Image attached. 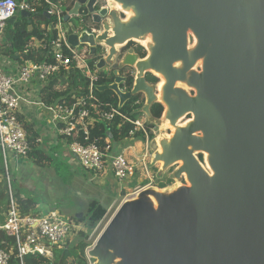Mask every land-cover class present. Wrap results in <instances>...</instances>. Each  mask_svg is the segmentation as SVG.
<instances>
[{
	"label": "water",
	"instance_id": "obj_1",
	"mask_svg": "<svg viewBox=\"0 0 264 264\" xmlns=\"http://www.w3.org/2000/svg\"><path fill=\"white\" fill-rule=\"evenodd\" d=\"M68 1V44L114 76L96 90L113 92L119 108L141 95L149 122L152 105L162 106L160 121L174 131L152 143V163L161 164L158 177L179 163L171 177L184 181L125 199L86 256L93 264H264V0H112L120 12L106 0ZM42 15L51 20L47 8ZM19 17L30 14L17 10L8 24ZM147 37L143 58L122 52ZM123 68L135 71L125 93ZM154 73L164 79L159 98Z\"/></svg>",
	"mask_w": 264,
	"mask_h": 264
},
{
	"label": "built area",
	"instance_id": "obj_2",
	"mask_svg": "<svg viewBox=\"0 0 264 264\" xmlns=\"http://www.w3.org/2000/svg\"><path fill=\"white\" fill-rule=\"evenodd\" d=\"M42 1L51 19L55 20V24L45 28L43 38L37 39V48H40L52 61L26 60L25 64L13 74L3 72L0 67V151L3 160V174L0 175V179L7 187L8 195L6 222L0 229H4L15 238L16 257L20 264H23V257L28 254L36 253L51 258L50 247L47 243H50L51 247L60 248L70 240L71 236L84 229L83 224L67 222L58 218L54 213H50L48 216L21 217L19 215L13 200L14 165L20 160L27 159L29 153L27 135L18 119L22 110L26 107L43 109L51 116V123L61 137L66 141L75 140L67 143L68 148L70 153L77 157L84 170L98 174H104L110 170L118 182L133 177L137 166L130 162L124 153L113 154L109 140H106L107 145L100 149L95 144L83 145L76 139L81 136L84 141L88 140V131L94 123V116L103 122H109L115 116H119L134 125L136 129L140 127L139 130H142L147 137L144 127L138 120L132 121L118 109L111 107L104 112L95 110L96 107L92 102L97 101L93 93L97 87L96 66L94 65L93 68L90 66L87 50L74 48L68 44L65 27L62 23L65 5L58 0ZM103 8L109 9L110 7L105 2L100 6V9ZM17 10L26 11L29 14L34 11L27 0H0V35L4 32L8 20L14 16ZM93 32L98 33L95 30ZM139 47L145 53V47L141 45ZM105 50L107 54V48ZM71 69L78 70L81 74L84 70L87 71L84 77L88 80L89 87L85 97H72L52 106H46L30 99L28 88L32 80L43 84L61 72L69 73ZM119 88L123 93L130 91L125 86L122 88L119 86ZM144 102V99L143 101L137 100L133 107L140 110ZM88 103L91 104L88 105ZM88 250L90 248L85 250L87 264H93L92 259L86 256ZM9 259L10 254L0 250V264H9Z\"/></svg>",
	"mask_w": 264,
	"mask_h": 264
},
{
	"label": "trees",
	"instance_id": "obj_3",
	"mask_svg": "<svg viewBox=\"0 0 264 264\" xmlns=\"http://www.w3.org/2000/svg\"><path fill=\"white\" fill-rule=\"evenodd\" d=\"M64 2V0H61ZM30 6L34 9L33 13L30 14L29 18L19 17L12 26L11 29V38H10V47L11 50L18 52V55L21 56L22 62L24 63L25 59L36 62H50V58H47L45 53L40 50L38 56L33 51L30 41L32 38L42 39L45 29L42 26L54 25L55 20H47L42 12L45 8V4L42 0H27ZM9 27V25H7ZM28 26H32V30L28 31ZM54 35V33H52ZM133 43L128 44L126 48L122 51L128 49ZM138 52L140 57H144L145 53L141 47H138ZM90 66L95 65V59L89 57ZM114 80V76L110 72H99L97 71V81L96 85L111 84ZM147 82L151 84H156L157 79L148 74L146 78ZM133 84V77L129 74L126 75V80L124 83L120 84V87H126L127 90H131ZM89 87L88 80L75 69H71L69 73L61 72L56 76L50 78L46 81L43 86L38 91V99L46 106H52L56 103H61L64 100H69L72 97L80 98L87 95ZM94 96L97 101L92 104L96 107L95 110L99 111H108L111 107L118 109L122 114L129 117L132 121L138 120L140 117L139 109L133 107V104L137 100H142V96L138 95L133 97L131 101L127 102L121 108L118 107V98L116 95L107 90L104 92H99L94 89ZM91 103H88L90 105ZM91 111L92 108H90ZM163 108L160 104H153L150 109V114L154 119H160L162 115ZM94 116V114H92ZM93 125L89 128L88 131V140L84 141L81 136L76 140L83 145L95 144L100 149H103L110 137L109 143L111 144V152L114 144H119L124 141L130 143L140 142L144 143L147 137L152 139V134L150 133L151 129L154 127L152 124H145L144 129L147 134L142 130H137L134 125L128 123L123 118L115 116L109 122H103L98 117H95ZM21 126L25 130L27 139L29 142V153L28 158L32 161L37 167H47L50 166L53 162L52 158L40 149V145L37 141L38 133L35 131L32 123H26L23 117H18ZM63 138V137H61ZM75 141L74 139L67 140V143ZM136 169V175L138 174ZM3 174V160L0 151V175ZM170 184L172 181L167 179L166 181ZM148 180H143L141 187L148 185ZM156 186L160 189L165 188L166 186L163 183L156 182ZM13 188V200L18 209L19 215L21 217L25 216H38L40 211L38 208V202L28 196H22L21 190L15 185V181L12 182ZM0 202L1 207L4 210V214L7 217V206H8V195L7 187L4 184L3 180L0 179ZM86 217H80L76 219H70V222L76 224H83L84 229L77 233L78 241L77 243L71 244V241H68L63 246L50 247L51 258L42 256L40 254H28L23 257V264H87L85 257V250L90 246L88 237L90 232L101 222L107 211L104 209L98 202L90 203L87 211ZM6 222V221H5ZM4 225V224H3ZM0 250L5 251L10 254L9 264H20L19 259L16 257L17 248L15 238L9 235L4 229H0Z\"/></svg>",
	"mask_w": 264,
	"mask_h": 264
},
{
	"label": "rangeland",
	"instance_id": "obj_4",
	"mask_svg": "<svg viewBox=\"0 0 264 264\" xmlns=\"http://www.w3.org/2000/svg\"><path fill=\"white\" fill-rule=\"evenodd\" d=\"M91 20L89 19L87 23H90ZM66 27V25H65ZM133 44H137L136 42H133ZM140 45V44H139ZM80 49V48H79ZM120 48H118L119 50ZM102 52V51H100ZM196 68H199V66H196ZM87 74V71L84 70L82 75L85 76ZM144 115H140L138 118V122L144 127L145 124H152L154 127L151 129L150 133L152 134V139H146L144 143H141L139 145V148L135 150L132 155L129 157L133 162L135 166H137L138 174L136 175V169H135V174L133 177L125 180V181H131L134 182V185H137L139 188H133L129 192H124L123 195L121 196L120 204L128 198H133L132 194H135L137 191L144 187H153L160 189L156 186V182L158 183H163L165 188H162L161 191H171L174 189L173 185L176 183L178 185H183L184 181L183 180H173L171 175L172 172L178 167L180 164H175L168 170H166L162 176L158 177V172L160 171V166L161 164L157 163L154 164L152 163V157L153 154L155 153V150L152 148V143L159 140L160 138H167L168 135H170L169 130H165L162 127V123L160 119H157L155 121H148L147 119L143 118ZM51 119L50 117H48ZM189 119V118H186ZM48 119H43L41 126L46 129L47 132H51V127L50 124L48 123ZM139 130L140 127H137ZM140 143V142H136ZM49 156L52 158L53 162L50 166L47 167H39V171L42 170V172H45L48 176H52L55 179V196H56V201H51L49 202L50 198L47 194L44 192H39L38 190L35 191V194L33 196L38 197L37 200L42 199L44 200L45 206L48 208L50 207V204L55 205L56 203L60 209H67L68 214H59L57 217L62 219V220H67L68 215L74 216V219L80 218V217H86L87 216V211H88V197L90 196L91 193L96 194L97 196L101 197L103 199V204L104 205H109V198L111 193L107 191L106 189L100 190L99 187H97L96 182L92 181L93 174L87 173V171H83L82 169H78L75 166L71 165L70 162L73 163L75 161V158L69 151V155H66L64 152H62V149H57L56 154L53 153V150L47 152ZM125 156L127 157V151L124 152ZM197 158L200 161L204 160V155H198ZM147 169V172H146ZM42 176V175H41ZM42 179H44L42 177ZM167 179L171 180L172 182L168 184L166 181ZM143 180H148L149 183L148 185L141 187V183ZM106 188H110L109 185H106ZM38 189V188H36ZM79 192L81 195H79ZM44 197V198H42ZM1 206V202H0ZM119 206H117L118 208ZM113 209L111 211H108L104 217V219L97 224L95 228L90 232L88 241L90 243V246L88 248H91L92 245L94 244L95 240L97 239L98 235L101 233L111 216L114 214L116 209ZM41 210L40 214L43 216H48L51 211V208L49 211L46 210L45 207H40ZM64 213V212H63ZM66 213V212H65ZM4 210L2 207H0V225L2 226L4 223ZM82 229V228H81ZM84 231L87 229H83ZM78 233V232H77ZM77 233H75L73 236L70 237L71 244L77 243L78 238ZM93 262V260H92Z\"/></svg>",
	"mask_w": 264,
	"mask_h": 264
},
{
	"label": "crops",
	"instance_id": "obj_5",
	"mask_svg": "<svg viewBox=\"0 0 264 264\" xmlns=\"http://www.w3.org/2000/svg\"><path fill=\"white\" fill-rule=\"evenodd\" d=\"M58 1H61V0H58ZM69 8H70V2L68 1L66 5L63 7L64 14ZM13 24H7L9 25V27L6 26L4 32L0 35V67L2 71L7 74L15 73L19 67L25 64L26 60H29V59H25L23 63L21 56L18 55V52L11 50L10 38H11V29H12ZM46 27L47 26H42L43 29H45ZM31 30H28V31H31ZM37 44H38L37 38H32L30 41V45L32 46L33 51L36 54V56H38L37 54H39L41 50L40 48H37ZM43 84L41 82H38L37 80H32L28 88L30 99L32 101L42 103L38 99L37 94H38L39 89L43 86ZM20 116L23 117L26 123L33 124L35 131H37L38 133L37 141L40 145L39 147L41 150H43L46 153L48 152V150L49 151L53 150V153L56 154L57 149H62V152H64L66 155H69V148H68L67 141L64 138H61V136L58 134V131L55 130V128L53 127L51 123V119L48 118V117L51 118V116L47 114V112H45L43 109L38 108V107H32V108L26 107L22 110ZM46 118L49 120L48 123L50 124V127H51L50 133L47 132L46 129L41 126L42 120ZM143 118L147 119L145 116ZM139 145H141V143H136V142L130 143L128 141L127 142L124 141L119 144H114L112 147V153L118 154V153H121V152L124 153L125 151H127V154H128L127 158L130 159L129 157L132 155V153L135 150L139 148ZM74 158H75V161H73V163L70 162L71 165L75 166L76 168L79 167L78 169H82L83 171L86 172V170H84L80 166L78 159L76 157ZM129 161L132 162L131 160ZM14 168H15V171L13 172V175H14L13 181H15V185L19 187V189L22 191L21 192L22 196H28V197L34 198L38 202L39 210H41L40 207H45L46 210L48 211L51 208H54V209H51L53 210L51 211V213H54L57 216L59 214L60 215L68 214L69 211H67V209H60L56 203H54L55 205L50 204L49 205L50 207L47 208L45 206L44 200L40 198L39 200H37L38 197L33 196L35 194V191L38 190L39 192L42 191L49 196L50 198L49 202L56 201L57 199L55 196L56 193H55L54 177L48 176L47 174H45V172H42L43 169L39 171L40 168L34 165L29 158L20 160L14 165ZM90 172L91 171H87V173H90ZM91 173L93 174L92 181L96 182L97 187H99V191L106 189L107 191L111 193V195L109 198L110 200L109 205L106 206L103 204L104 201L101 197L97 196L94 193H91L87 201L88 207L90 203L98 202L104 209H106L107 212L111 211L120 205L121 196L123 195L124 192H129L134 187L136 189L139 188L137 185H134V182H131V181L118 182L114 178L113 173L110 170L104 174H98L94 172H91ZM42 177L44 179H42ZM106 185H109L110 188H106ZM79 195H81L80 192H79ZM68 216L69 217H67V220H66L67 222H69L70 219H74V216H71V215H68ZM4 221H6L5 214H4ZM2 226L0 225V227Z\"/></svg>",
	"mask_w": 264,
	"mask_h": 264
},
{
	"label": "bare ground",
	"instance_id": "obj_6",
	"mask_svg": "<svg viewBox=\"0 0 264 264\" xmlns=\"http://www.w3.org/2000/svg\"><path fill=\"white\" fill-rule=\"evenodd\" d=\"M107 2H108V4H110L111 6H112V8H114V9H117L119 12H120V8L118 7V5H116V4H113L112 3V0H106ZM125 16V18L127 19V18H129L130 16H132V13L131 12H124L123 13ZM149 40H150V38L149 37H147L146 38V40H144V41H142V40H134L136 43H140V44H142V46L143 47H146L147 46V44L149 43ZM193 42L191 41L190 42V46H193ZM117 48H119V47H117ZM200 64H201V62L200 61H198V63H197V66H200ZM154 76H156L157 78H159V82L157 83V85H156V88H157V93H156V96L159 98V92H160V89H161V87H162V85L164 84V79L162 78V77H160L158 74H156V73H154ZM177 86L178 87H182V88H184L186 91H190V89H188L186 86H184V85H182V84H180V83H177ZM188 120L189 119H186V118H184V119H181L179 122H178V125H184L186 122H188ZM161 128H163V129H165V130H169L171 133H170V135H168V137H170L171 136V134L173 133V131H174V129L171 127V126H169L168 125V123L167 122H164V123H162V127ZM158 141V140H157ZM157 151H159V147H158V149H157ZM204 155V160H205V154H203ZM179 164V163H178ZM204 167H206L207 168V166H206V162H205V164H204ZM208 169V168H207ZM179 185L178 184H174L173 185V187L174 188H176V187H178Z\"/></svg>",
	"mask_w": 264,
	"mask_h": 264
},
{
	"label": "flooded vegetation",
	"instance_id": "obj_7",
	"mask_svg": "<svg viewBox=\"0 0 264 264\" xmlns=\"http://www.w3.org/2000/svg\"><path fill=\"white\" fill-rule=\"evenodd\" d=\"M123 17V16H122ZM140 44V43H139ZM142 46V44H140ZM139 45L137 44H132L128 49H126L125 51H122L123 53H126L130 50H132L137 56H139L140 58V55H139V52H138V48ZM100 52V51H99ZM143 58V57H142ZM129 74L131 77H133L134 79V76H135V71H133L132 68H123L120 70V76L124 77L125 80H126V75ZM148 75H146V78H147ZM125 82V81H124ZM149 83V82H148Z\"/></svg>",
	"mask_w": 264,
	"mask_h": 264
},
{
	"label": "clouds",
	"instance_id": "obj_8",
	"mask_svg": "<svg viewBox=\"0 0 264 264\" xmlns=\"http://www.w3.org/2000/svg\"><path fill=\"white\" fill-rule=\"evenodd\" d=\"M62 2V1H61Z\"/></svg>",
	"mask_w": 264,
	"mask_h": 264
}]
</instances>
